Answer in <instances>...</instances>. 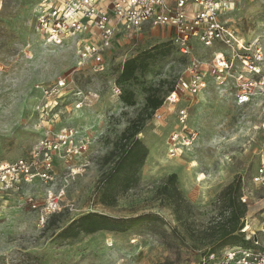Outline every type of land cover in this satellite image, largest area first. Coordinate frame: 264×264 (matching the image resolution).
I'll list each match as a JSON object with an SVG mask.
<instances>
[{"label": "rangeland", "instance_id": "1", "mask_svg": "<svg viewBox=\"0 0 264 264\" xmlns=\"http://www.w3.org/2000/svg\"><path fill=\"white\" fill-rule=\"evenodd\" d=\"M41 2L0 0V162L28 156L48 132L54 135L65 127L76 128L91 142L71 165L57 160L52 179L36 180L25 193L0 198V264H204L213 247L219 257L229 247L251 245L246 241L252 232L261 236L264 183L253 176L264 160V95L239 106L234 76L222 85L208 76L205 90L165 107V119L159 122L147 97L163 99L187 64L172 43L174 30L145 24L140 31L120 32L103 65L92 60L79 65L72 44L48 43L37 31ZM221 18L244 38L261 41L264 0H235ZM213 53L214 48L196 43L194 56L205 68ZM138 56L145 58L148 69L119 83L125 61ZM62 77L70 84L58 105L47 112L39 109L42 99L36 86ZM124 91L134 94L132 105L122 101ZM183 103L190 106L189 125L197 135L193 145L172 157L168 140L178 128L176 111ZM131 124L142 126L138 137L150 153L137 186L119 194L114 205H105L96 187L117 159L121 135ZM171 173H177L179 187L195 205L184 219L160 192ZM235 178L242 181L248 230L235 242L204 238L220 221L217 195ZM50 189L62 194L60 209L41 219ZM28 195L39 208L31 206ZM93 211L126 218L153 213L160 219L152 228L140 225L124 233L100 231L66 241L58 237L71 221Z\"/></svg>", "mask_w": 264, "mask_h": 264}, {"label": "built area", "instance_id": "2", "mask_svg": "<svg viewBox=\"0 0 264 264\" xmlns=\"http://www.w3.org/2000/svg\"><path fill=\"white\" fill-rule=\"evenodd\" d=\"M235 0H42L39 5L37 31L48 43L72 44L79 65L92 60L103 65L104 55L120 32L142 30L145 24L168 26L174 30L172 43L187 58L184 75L169 91L162 106L155 110L154 119H165V107H174L183 96H194L208 87V76L222 85L228 76L236 80V103L244 106L258 95H264V34L262 40L246 39L221 16ZM196 43L214 48L213 57L205 64L194 56ZM62 77L52 84L36 86L41 93L38 108L47 112L58 105L68 85ZM120 94L121 89L116 87ZM79 101V106L82 103ZM178 128L170 133L168 145L172 157L193 145L196 132L190 127V106L183 103L176 111ZM264 126V123H263ZM91 142L74 127H65L52 135L48 132L34 145L31 153L15 161L0 162V198L11 193H25L36 180L48 181L57 160L71 165L86 152ZM253 179L264 183V160ZM62 194L49 190L40 218L57 212ZM245 202L246 198L242 197ZM27 201L34 209L38 201L31 195ZM249 228L246 221L243 232ZM251 245L227 248L216 257L210 254L206 264H264V228L259 236H248Z\"/></svg>", "mask_w": 264, "mask_h": 264}, {"label": "trees", "instance_id": "3", "mask_svg": "<svg viewBox=\"0 0 264 264\" xmlns=\"http://www.w3.org/2000/svg\"><path fill=\"white\" fill-rule=\"evenodd\" d=\"M162 46L164 45L155 48L160 49ZM147 69L148 64L143 56L130 58L123 64L118 82H127L134 78L137 71H146ZM173 88L174 85L168 92ZM121 99L125 104L132 105L134 94L131 91H124ZM163 102L164 98H155L152 95L147 97V105L152 108L153 114L156 109L162 106ZM141 130L142 126L131 124L122 133L119 141L120 153L111 169L101 178L96 187L101 203L114 205L119 194L133 189L139 183L141 168L145 165L150 153L148 145L138 137ZM160 192L165 202L178 214L179 219H184L193 213L195 205L179 187L177 173H171L166 177ZM216 206L218 208L216 218H219L220 221L206 230V234L203 235L204 238L224 241V243L239 241L244 235L242 229L246 224L247 211L246 204L242 201V181L240 178H235L232 183L219 192ZM159 219L160 217L153 213L126 218L93 211L71 221L62 228L58 237L66 241L100 231L124 233L140 225L152 228ZM249 242L251 241H246L247 244ZM214 252L215 247L206 253V257Z\"/></svg>", "mask_w": 264, "mask_h": 264}]
</instances>
